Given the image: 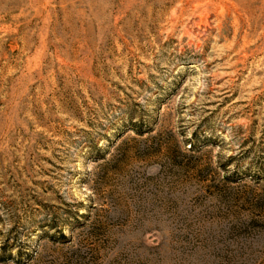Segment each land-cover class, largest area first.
I'll return each mask as SVG.
<instances>
[{
    "label": "rangeland",
    "instance_id": "obj_1",
    "mask_svg": "<svg viewBox=\"0 0 264 264\" xmlns=\"http://www.w3.org/2000/svg\"><path fill=\"white\" fill-rule=\"evenodd\" d=\"M0 264H264V0H0Z\"/></svg>",
    "mask_w": 264,
    "mask_h": 264
}]
</instances>
